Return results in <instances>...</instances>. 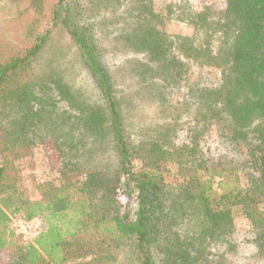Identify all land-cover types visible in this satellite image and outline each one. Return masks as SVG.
I'll use <instances>...</instances> for the list:
<instances>
[{"label":"trees","instance_id":"trees-1","mask_svg":"<svg viewBox=\"0 0 264 264\" xmlns=\"http://www.w3.org/2000/svg\"><path fill=\"white\" fill-rule=\"evenodd\" d=\"M87 4L57 0L26 48L0 58V264H121L120 253L135 264H231L238 216L253 233L248 264H264V0L170 5L189 35L168 34L152 0H127L140 49L131 59L158 110L139 121L116 95ZM56 30L95 98L41 68ZM211 124L244 158L208 159ZM34 146L50 147L57 176L29 197L8 170ZM13 218L41 228L24 240Z\"/></svg>","mask_w":264,"mask_h":264},{"label":"rangeland","instance_id":"rangeland-1","mask_svg":"<svg viewBox=\"0 0 264 264\" xmlns=\"http://www.w3.org/2000/svg\"><path fill=\"white\" fill-rule=\"evenodd\" d=\"M57 0H0V58H5L23 51L30 42L32 25L38 21V30L46 27L50 7ZM90 16L95 26L96 43L102 53L103 63L112 75L116 95L123 102L126 111L132 119L153 118L158 110L153 100L147 97L141 82H138L137 68L131 58L132 52H139L134 38V18L128 10L127 0H87ZM153 8L164 19L163 29L168 34H191V27L181 21H176L168 15L169 6H180L183 9H193L202 5H214L222 8L225 0H152ZM35 33V32H34ZM136 45V46H135ZM136 54V55H137ZM41 68L47 69L53 65L63 77L64 82L72 88L81 91L88 98H95L93 83L81 67L76 49L62 31L56 30L51 34L49 41L40 57ZM193 71V72H192ZM190 80H196L199 69L193 67ZM216 69H205L201 74L209 75L211 80L217 77ZM139 75V74H138ZM175 89L174 98L175 96ZM179 90L178 95L182 93ZM123 108V106H122ZM210 136L205 143L204 151L210 161L227 156L244 158L242 153L230 149L217 138L215 125L210 126ZM1 149V144H0ZM51 149L48 146H34L23 149L11 164L9 174L17 178L19 189L26 196L34 197L37 187L45 181L55 180L57 174L52 164ZM235 232L233 243L236 251L229 261L231 264H248L252 261L253 233L249 223L243 216L235 218ZM38 221L29 223V233L24 240H28L39 231ZM118 259L121 264H135L131 258L120 253ZM67 264H80L79 261H70ZM117 264V263H114Z\"/></svg>","mask_w":264,"mask_h":264},{"label":"built area","instance_id":"built-area-1","mask_svg":"<svg viewBox=\"0 0 264 264\" xmlns=\"http://www.w3.org/2000/svg\"><path fill=\"white\" fill-rule=\"evenodd\" d=\"M11 227L16 233L21 235L23 239H25L29 233V224L19 218H13L11 220Z\"/></svg>","mask_w":264,"mask_h":264}]
</instances>
